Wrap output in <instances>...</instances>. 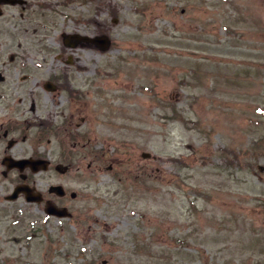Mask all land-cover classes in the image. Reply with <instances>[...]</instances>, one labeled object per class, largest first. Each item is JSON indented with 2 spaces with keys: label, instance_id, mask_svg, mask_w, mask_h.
Segmentation results:
<instances>
[{
  "label": "rangeland",
  "instance_id": "374dc122",
  "mask_svg": "<svg viewBox=\"0 0 264 264\" xmlns=\"http://www.w3.org/2000/svg\"><path fill=\"white\" fill-rule=\"evenodd\" d=\"M38 19L39 60L74 94L42 100L54 130L27 150L70 167L42 179L77 198L64 221L16 203L0 264H264V0H89Z\"/></svg>",
  "mask_w": 264,
  "mask_h": 264
},
{
  "label": "flooded vegetation",
  "instance_id": "af4514ba",
  "mask_svg": "<svg viewBox=\"0 0 264 264\" xmlns=\"http://www.w3.org/2000/svg\"><path fill=\"white\" fill-rule=\"evenodd\" d=\"M88 1L0 0V221H21L15 208L19 201L44 213L50 204L65 208L74 199L64 185L44 184L42 179L43 174L67 176L70 168L60 173L58 163L27 148L40 146L44 133L54 130L50 117L41 114L42 100L53 99L59 90L66 91V82L70 81L65 71L59 74L53 69L54 62L39 60L43 49L41 29L51 26L38 16L61 13L68 17L76 2ZM66 93L72 97V93ZM46 141L51 143L50 139ZM27 161H43L45 166H27ZM59 186L58 190L52 189ZM20 188L21 192L16 193Z\"/></svg>",
  "mask_w": 264,
  "mask_h": 264
},
{
  "label": "water",
  "instance_id": "95a60500",
  "mask_svg": "<svg viewBox=\"0 0 264 264\" xmlns=\"http://www.w3.org/2000/svg\"><path fill=\"white\" fill-rule=\"evenodd\" d=\"M91 42H97V41H93V40H90ZM49 212L50 213H56L57 215L59 216H64L66 215L65 214V211H57L55 208H52V209H49Z\"/></svg>",
  "mask_w": 264,
  "mask_h": 264
}]
</instances>
